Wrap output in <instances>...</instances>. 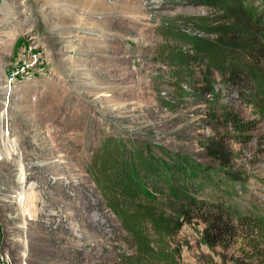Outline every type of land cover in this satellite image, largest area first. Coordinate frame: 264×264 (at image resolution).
I'll use <instances>...</instances> for the list:
<instances>
[{
    "label": "rangeland",
    "instance_id": "rangeland-1",
    "mask_svg": "<svg viewBox=\"0 0 264 264\" xmlns=\"http://www.w3.org/2000/svg\"><path fill=\"white\" fill-rule=\"evenodd\" d=\"M186 14L217 12L202 0H0V264H120L126 234L88 172L106 144L195 166L196 191L170 200L182 264H232L206 242L199 201H237L264 223V116L228 83L224 59L200 52L177 80L160 54L197 53L167 28L226 36L184 25ZM23 46L44 70L7 94ZM227 111L260 121L250 140L234 138ZM261 240L264 257V224Z\"/></svg>",
    "mask_w": 264,
    "mask_h": 264
},
{
    "label": "trees",
    "instance_id": "trees-1",
    "mask_svg": "<svg viewBox=\"0 0 264 264\" xmlns=\"http://www.w3.org/2000/svg\"><path fill=\"white\" fill-rule=\"evenodd\" d=\"M202 1L214 8L217 15L186 14L180 16V21L206 33L226 36L211 39L167 28L168 38L190 44L197 53L169 44L160 53L163 61L174 68L179 80L183 78L180 70L195 61L200 52L224 59L226 80L252 107L256 117L261 118L264 0L259 4H255L256 0ZM181 81L174 85L182 86ZM225 119L240 142L250 140L249 133L260 122L244 119L233 111H227ZM191 168L195 166L183 159L172 158L166 164L152 152L134 148L132 153L121 144H106L95 151L88 172L105 206L117 217L130 249L120 255V264H182L176 242L179 227L171 213L170 200H187L196 191L198 186L187 176ZM215 182L219 185L214 179ZM195 210L208 221L206 242L229 251L232 264H264L261 216L247 214L234 200L199 201Z\"/></svg>",
    "mask_w": 264,
    "mask_h": 264
},
{
    "label": "built area",
    "instance_id": "built-area-1",
    "mask_svg": "<svg viewBox=\"0 0 264 264\" xmlns=\"http://www.w3.org/2000/svg\"><path fill=\"white\" fill-rule=\"evenodd\" d=\"M43 61L44 59L40 53L33 52L28 47H21L7 71V94L11 93L13 86L16 84L31 80L33 77L41 75L44 70Z\"/></svg>",
    "mask_w": 264,
    "mask_h": 264
}]
</instances>
